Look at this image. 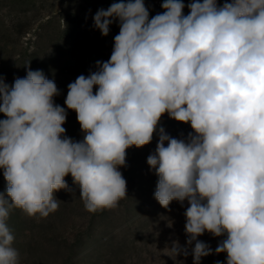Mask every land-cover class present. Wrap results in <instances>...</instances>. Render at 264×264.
<instances>
[{
  "label": "clouds",
  "instance_id": "obj_1",
  "mask_svg": "<svg viewBox=\"0 0 264 264\" xmlns=\"http://www.w3.org/2000/svg\"><path fill=\"white\" fill-rule=\"evenodd\" d=\"M149 19L144 0H118L93 17L107 36L119 21L110 58L68 85L83 139L65 135L67 111L42 70L9 86L0 77V264H18L7 226L12 209L30 217L58 210L55 193L79 186L87 211L127 197L120 167L127 150L149 144L167 114L190 124L186 138L159 127L147 164L158 177L163 208L183 204L193 264L213 254L198 237H224L215 254L226 264H264V0H163ZM29 63L26 65L28 66ZM95 89V91H94ZM165 143L167 146H165ZM175 256L188 255L174 241ZM217 264H220L218 261Z\"/></svg>",
  "mask_w": 264,
  "mask_h": 264
},
{
  "label": "rangeland",
  "instance_id": "obj_2",
  "mask_svg": "<svg viewBox=\"0 0 264 264\" xmlns=\"http://www.w3.org/2000/svg\"><path fill=\"white\" fill-rule=\"evenodd\" d=\"M113 2L118 0H0V77L11 86L16 78L26 77L29 67L42 70L58 88L54 102L65 107V135L74 141L82 140L83 133L75 111L64 103L68 85L78 76L96 71L97 61L110 58L119 21L115 20L109 34L102 36L94 27L93 17ZM144 2L149 19L164 11L163 0ZM191 2L183 0L184 15L189 14L187 5ZM225 2L217 0L218 6ZM159 127L177 139L192 132L190 124L164 114L149 144L129 148L126 165L119 168L127 181V197L117 207L87 211L79 197V186L68 175V190L55 193L59 207L47 217H30L12 209L6 223L14 224L12 246L19 253L18 264H193L194 244L187 245L185 234L187 201L181 204L174 200L166 209L154 197L158 177L147 158L155 153ZM0 177L1 192H5L2 170ZM198 239L213 251L202 257L200 264H226V253L215 254L224 237L206 232ZM174 241L187 248L188 255L175 256L170 249Z\"/></svg>",
  "mask_w": 264,
  "mask_h": 264
},
{
  "label": "trees",
  "instance_id": "obj_3",
  "mask_svg": "<svg viewBox=\"0 0 264 264\" xmlns=\"http://www.w3.org/2000/svg\"><path fill=\"white\" fill-rule=\"evenodd\" d=\"M1 179H2V177H0V182H1ZM0 192H1V187H0ZM7 226L9 228L10 232H13L14 224L7 222Z\"/></svg>",
  "mask_w": 264,
  "mask_h": 264
}]
</instances>
